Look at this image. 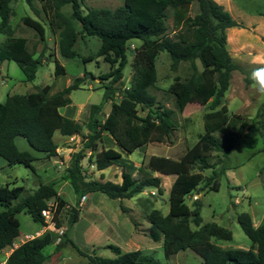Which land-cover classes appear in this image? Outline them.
I'll use <instances>...</instances> for the list:
<instances>
[{
	"label": "trees",
	"instance_id": "1",
	"mask_svg": "<svg viewBox=\"0 0 264 264\" xmlns=\"http://www.w3.org/2000/svg\"><path fill=\"white\" fill-rule=\"evenodd\" d=\"M23 1L39 12L33 0ZM192 1L197 2L198 9L194 13H190ZM67 3L71 7L69 13L62 10ZM81 4L82 0H43L41 8L50 30L58 35L61 55H78L77 39L94 35L99 39L96 56H102L110 64L109 70L98 76L104 88L102 99L89 105L86 120L64 115L59 108L71 102L69 92L72 89L79 87L89 75L95 76L89 70L74 76L53 93L49 92L50 85L44 84L25 93L8 92L5 99L0 100V155L8 163L23 162L37 179V184L30 190L20 184H0V202L5 206L0 209V252L7 246L12 247L5 264H43L49 256L43 252V247L53 242L49 230L24 239L16 246L13 243L19 234L16 213L20 210L46 225L41 210L52 201L51 220L56 226L60 224L57 214L66 200L58 192L56 180H44L33 164L35 160L50 163L58 154L59 145L53 138L56 130L64 136H81L80 148L71 152L61 175L79 197L87 190L100 191L111 198L131 197L148 185L156 186L158 190L162 186L158 175L135 177V165L123 152L150 141L167 140L177 124L176 111L181 112L192 99L201 104L208 102V109L202 114L204 130L178 157L151 154L146 160L150 171L175 175L169 188L168 211L162 213L151 208L145 214L149 220L147 234L154 241L162 242L166 257L188 247L201 254V264H226L229 260L234 264H264V218L255 225L249 212H238L236 219L251 244L246 248L225 247L212 238L229 240L231 229L215 221L202 222L199 197L193 199L192 205L186 201V196L199 187L200 181H204L207 189L218 188L219 177L228 167V152L244 134L246 123L228 111L223 99L231 71L238 67L227 48L226 28L240 25V22L216 0H123L115 7H82ZM169 8L181 28L175 37L167 33ZM13 13L12 0H0V34L4 35L0 39V63L6 59L15 60L25 79L31 80L43 58L40 54L35 56L29 49L26 36L14 34L10 21ZM23 20L42 40L45 38L41 20L30 15H24ZM132 38L139 39V44L131 49L129 40ZM161 50L168 53L172 70H176L181 61L188 62L189 72L183 78L175 75L167 88L175 96L177 110L157 105L155 94L149 90L157 80L156 59ZM128 52H132L133 71L125 85L122 77ZM91 58L89 55L82 60ZM53 59L55 73H64V65L56 57ZM117 95L119 99H116ZM107 102L110 106L104 111ZM139 106L146 109L144 115L139 114ZM247 126L259 131L264 140V119L252 118ZM17 136H22L31 149L20 148ZM104 139L115 141L118 149L112 145L98 149V142ZM85 156L97 169L113 163L119 165L121 181L87 178L82 164ZM206 168H211L208 175L202 172ZM121 208L127 210L124 205ZM78 214V207L72 205L68 211V225L77 220ZM64 233L66 241H70L67 231ZM64 241L55 244L56 250ZM108 246L115 255H89L90 264H158L152 254H145L140 248L123 251L117 244L109 243Z\"/></svg>",
	"mask_w": 264,
	"mask_h": 264
},
{
	"label": "rangeland",
	"instance_id": "2",
	"mask_svg": "<svg viewBox=\"0 0 264 264\" xmlns=\"http://www.w3.org/2000/svg\"><path fill=\"white\" fill-rule=\"evenodd\" d=\"M38 9L36 13L23 0H12L14 13L10 17L14 34L27 37L29 49L34 55L40 54L43 58L37 65L34 78L26 80L24 72L15 60H3L0 63V100H4L6 94L18 92L25 93L39 89L44 84H49V92L53 93L67 85L74 76L82 75L84 70L93 72L94 77H87L79 87L69 92L71 102L61 106L60 112L64 115L75 117L85 121L88 115L89 105L100 102L104 88L101 86L102 79L99 74L109 70L110 64L103 60L102 56H96L99 39L94 35H84L77 39L75 47L78 55L65 57L58 49V35L52 32L48 20L41 8L43 0H33ZM123 0H82L81 6H108L115 7ZM240 22L226 28L227 48L237 68L232 69L229 85L224 93V102L231 114H237L244 121V134L239 142L228 152V167L225 173L219 177L217 189H207L200 181L198 188L186 196V201L192 205L195 197L201 200L200 215L202 222L215 221L227 226L232 231V238L212 240L225 247H249L250 238L240 227L236 214L240 211L250 213L252 220L258 221L264 218V140L260 132L249 129L248 124L252 118L264 119V96L257 94L254 85L249 79V73L255 66L253 60L257 55H264V0H216ZM197 2L192 1L190 13L197 11ZM65 13L71 10L67 3L62 7ZM24 15H30L41 20L45 26V38L42 40L37 31L27 25L23 20ZM167 33L175 37L181 29L174 21L172 9L169 8L166 17ZM134 26V25H133ZM4 35L0 34V39ZM129 47L139 44V39L129 40ZM92 56L86 61L82 57ZM56 57L65 67V72L55 73ZM132 52H128V60L123 68V82L128 84L132 75L131 66ZM157 80L149 90L155 94L157 105L173 108L174 94L168 92V85L175 75L183 78L188 72V62L181 61L176 70L170 68V57L165 50H161L156 59ZM106 79H103L105 81ZM119 99V96H116ZM109 103L104 104L103 110L108 111ZM139 114L144 115L146 109L138 107ZM208 109V102L201 104L195 99L190 100L184 109L176 111V127L170 137L164 141H150L144 145L134 146L131 151L123 152L128 161L134 163L133 175L142 177L153 174L160 177L161 190L156 186L148 185L131 197L111 198L100 191H85L84 199L74 192L71 185L61 175L69 162L72 151L80 148L81 136L76 134L62 138L57 130L53 138L58 143L59 155H56L60 165L56 170L48 161L35 160L33 164L37 172L44 180H56L57 190L64 197L66 203L57 214L59 226L50 219L46 225L31 218L24 210L16 213L19 220V234L14 239L13 246L24 239L39 235L46 230L51 231L53 242L43 247V252L48 258L43 264H90L89 255H101L113 257L115 253L108 246L109 243L117 244L123 251L140 248L145 254H152L158 264H201L203 257L192 248L180 249L166 257L162 242L154 241L147 234L149 220L146 212L151 208H157L166 213L169 208V188L174 179L173 173H161L150 171L146 167V160L151 154L169 155L178 157L185 149L194 143L198 133L204 130L203 112ZM85 131L86 128L84 129ZM20 148L31 149L22 136L16 137ZM112 145L118 149L115 141L104 139L98 142V149L102 146ZM89 150L86 149V154ZM61 156V157H60ZM63 159L62 163L59 161ZM85 175L87 178L101 180L110 179L120 182L121 167L116 163L102 169H97L85 156L82 159ZM204 175L211 172V168L203 169ZM20 184L30 190L37 184L36 175L29 166L23 162L8 163L0 155V184ZM72 205L78 207V218L68 225V211ZM121 205L127 207L122 210ZM5 206L0 202V209ZM191 226L194 224L191 223ZM67 231L70 241H66ZM59 250L56 243L64 240ZM10 246L0 252V264H5L6 253ZM80 250H79V249ZM226 264H234L229 260Z\"/></svg>",
	"mask_w": 264,
	"mask_h": 264
},
{
	"label": "clouds",
	"instance_id": "3",
	"mask_svg": "<svg viewBox=\"0 0 264 264\" xmlns=\"http://www.w3.org/2000/svg\"><path fill=\"white\" fill-rule=\"evenodd\" d=\"M253 64L255 66L249 73V79L254 85L255 92L264 96V55H257L253 60Z\"/></svg>",
	"mask_w": 264,
	"mask_h": 264
},
{
	"label": "built area",
	"instance_id": "4",
	"mask_svg": "<svg viewBox=\"0 0 264 264\" xmlns=\"http://www.w3.org/2000/svg\"><path fill=\"white\" fill-rule=\"evenodd\" d=\"M84 198H85V194H82L81 195V199H84ZM53 211H54V209H53V202L52 201H49L48 202V206L46 208H43L41 210V213L44 216L45 221L48 222L51 219V217L53 215Z\"/></svg>",
	"mask_w": 264,
	"mask_h": 264
},
{
	"label": "crops",
	"instance_id": "5",
	"mask_svg": "<svg viewBox=\"0 0 264 264\" xmlns=\"http://www.w3.org/2000/svg\"><path fill=\"white\" fill-rule=\"evenodd\" d=\"M75 118V117H74ZM74 135H76V134H73V135H71V136H74ZM79 135V134H78ZM67 137H69V136H64V135H62V138L65 140V138H67ZM57 151H58V154L57 155H59L60 154V152L61 151H59V149L57 148ZM61 157V156H60ZM63 159L61 158L59 161L62 163L63 161H62ZM55 162H57V158H55V156L54 157H52L51 158V161H50V165L53 167V169L54 170H56L57 171V169L59 168V166L60 165H55ZM93 164V163H92ZM156 172H159V171H156ZM175 176V175H174ZM86 198V197H85ZM261 222V220H258V221H253V223L255 224V225H257V224H259ZM17 245V244H16ZM15 245V246H16ZM12 249V247L10 248V250ZM10 250L6 253V256L8 255V253L10 252ZM6 259V258H5Z\"/></svg>",
	"mask_w": 264,
	"mask_h": 264
},
{
	"label": "water",
	"instance_id": "6",
	"mask_svg": "<svg viewBox=\"0 0 264 264\" xmlns=\"http://www.w3.org/2000/svg\"><path fill=\"white\" fill-rule=\"evenodd\" d=\"M245 130H246V129H245ZM245 130H244V131H245Z\"/></svg>",
	"mask_w": 264,
	"mask_h": 264
}]
</instances>
